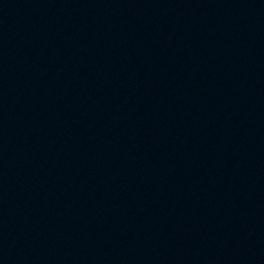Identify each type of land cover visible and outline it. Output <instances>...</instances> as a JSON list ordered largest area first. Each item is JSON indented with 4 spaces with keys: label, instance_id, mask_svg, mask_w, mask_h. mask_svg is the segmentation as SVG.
Returning a JSON list of instances; mask_svg holds the SVG:
<instances>
[{
    "label": "water",
    "instance_id": "obj_1",
    "mask_svg": "<svg viewBox=\"0 0 264 264\" xmlns=\"http://www.w3.org/2000/svg\"><path fill=\"white\" fill-rule=\"evenodd\" d=\"M0 264H264V0H56L0 43Z\"/></svg>",
    "mask_w": 264,
    "mask_h": 264
}]
</instances>
